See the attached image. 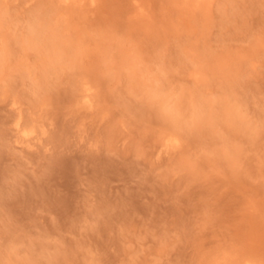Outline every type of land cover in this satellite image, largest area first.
Instances as JSON below:
<instances>
[{"label": "rangeland", "instance_id": "rangeland-1", "mask_svg": "<svg viewBox=\"0 0 264 264\" xmlns=\"http://www.w3.org/2000/svg\"><path fill=\"white\" fill-rule=\"evenodd\" d=\"M0 264H264V0H0Z\"/></svg>", "mask_w": 264, "mask_h": 264}]
</instances>
